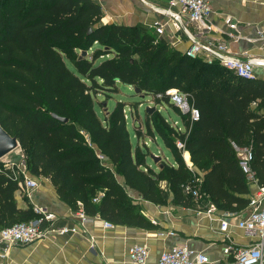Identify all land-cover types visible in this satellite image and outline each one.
I'll return each instance as SVG.
<instances>
[{
  "label": "trees",
  "instance_id": "1",
  "mask_svg": "<svg viewBox=\"0 0 264 264\" xmlns=\"http://www.w3.org/2000/svg\"><path fill=\"white\" fill-rule=\"evenodd\" d=\"M103 18L97 0H0V123L19 138L29 173L48 178L74 210L152 228L127 188L156 204L173 192L174 204L203 207L181 189L193 179L176 145L181 140L204 172L203 203L228 211L246 207L248 182L231 142L252 146V168L264 187V79L190 57L154 27ZM121 84L140 88L157 106L174 104L169 91L177 90L199 109L192 122L178 107L183 129L161 111L155 112L161 123L146 112L149 134L158 133L177 165L161 159L158 171L149 165V147L133 144L124 101L100 115L96 103H104L96 94L111 97ZM135 132L140 139L142 131ZM15 169L0 161V229L37 216L29 201L18 205L23 176L16 179Z\"/></svg>",
  "mask_w": 264,
  "mask_h": 264
},
{
  "label": "crops",
  "instance_id": "2",
  "mask_svg": "<svg viewBox=\"0 0 264 264\" xmlns=\"http://www.w3.org/2000/svg\"><path fill=\"white\" fill-rule=\"evenodd\" d=\"M97 1L104 9V22L125 25L142 23L151 27L155 24H164L165 30L162 35L172 45L184 52L190 47L191 41L188 35L175 24L173 15L158 12L152 6L169 8V0H159L165 3L163 5L152 3L150 0H147L148 3L140 0ZM211 3L213 8L211 19L223 31L214 33L215 39H226L232 51L245 57L264 55V49L261 46L251 44L247 40L248 37H254L258 30L264 29V0H211ZM172 10L177 11L178 7H172ZM228 17L237 21V30L230 29L226 23ZM230 31L236 35L240 34L241 38L238 41L230 39L227 35ZM257 77L264 79V68H258ZM172 117L179 128L183 129L182 117L176 112ZM160 139L163 141L161 137ZM138 141L136 137L135 144ZM146 142L148 144V141ZM164 145L166 146L165 143ZM167 148L171 151L172 157L169 158L163 154V160L177 165L174 151ZM187 152L190 162L186 159V153L183 158L188 167L192 170L199 169L194 165L190 151L187 150ZM148 163L157 171L161 168L158 162V167ZM16 169L28 171L26 156L21 166L16 165ZM32 176L39 181V187L31 197H27L28 200H25L21 191L18 190L16 192L18 205L25 208L29 201L32 205L45 207L57 215V224H78L86 228L87 232L85 234H50L28 245H13L9 248L5 258L0 256V264H113L115 262L133 264L129 258V248L134 244L145 245L149 248L148 261L150 264H157L163 251L178 244H185L192 249L206 253L212 262L229 264L234 259L235 249L249 246L254 240L238 225V216L246 212V207L239 211H228L215 205L214 209L208 210L211 202L206 199L205 206L200 209L187 208L172 202L173 192H170L165 204H156L143 199L138 191L127 188L134 202L141 205L142 212L152 221L153 227L141 228L116 224L112 228H107L103 223L105 219L98 215H87L85 220H81L80 211L74 210L70 204L59 197L48 178ZM120 177L119 179L123 182L122 176ZM203 177L204 172L202 171V180ZM247 182L249 192L244 196L249 198L261 186L258 182L248 180ZM161 186L166 189V181H162ZM224 218H227L229 222L227 231L221 230V222ZM161 231L164 234H161ZM88 235L94 238V246L91 245ZM228 244L232 245V250L225 253L224 249ZM1 250L0 246V252Z\"/></svg>",
  "mask_w": 264,
  "mask_h": 264
},
{
  "label": "built area",
  "instance_id": "3",
  "mask_svg": "<svg viewBox=\"0 0 264 264\" xmlns=\"http://www.w3.org/2000/svg\"><path fill=\"white\" fill-rule=\"evenodd\" d=\"M148 3L147 0H140ZM169 8L152 5L153 8L162 13L172 14L175 24L188 35L191 44L185 53L190 57H202L207 62L218 61L222 66L235 72L238 76L245 78L257 77L258 68H264V55L242 56L231 50L226 39H215L214 33L223 32L221 27L212 21L211 13L213 11L211 0H169ZM172 7H178L173 11ZM226 23L232 30H237L238 23L228 17ZM155 31L158 35L164 33V24H155ZM230 39L238 41L240 34H234L232 31L227 33ZM248 42L256 44L264 49V29L258 30L254 37H248ZM171 99L182 109V113H189L190 120L196 121L200 117V111L189 100L187 94L179 93L177 90L169 91ZM232 147L236 151L239 159V165L249 182H258L256 171L252 168L254 160V151L249 144H239L232 141ZM177 147L183 151V156L187 152L185 143L177 140ZM190 166V163H188ZM13 166V165H12ZM15 178L23 176L20 180L21 193L26 197H31L33 192L39 187V181L28 171L15 169ZM182 191L191 196L197 203L205 206L200 187L194 179L186 181L181 185ZM97 200V198H96ZM213 203L209 204L208 210L214 209ZM246 212L238 216V225L245 232L254 238L249 246L237 248L234 250V259L229 264H264V187H260L249 197ZM36 217L16 222L10 226L0 229V246L2 250L0 256L5 258L8 250L13 245H28L34 243L50 234H69L87 232L86 228L78 224H57V215L45 207L33 205ZM234 214V213H230ZM81 220H85L87 215L80 211ZM104 226L112 228L114 223L104 220ZM229 222L224 218L221 222V230L227 231ZM164 234L163 231L160 232ZM170 234H174L170 232ZM91 245L94 246V238L88 235ZM232 250V245L228 244L224 249L225 253ZM149 248L145 245L134 244L129 248V258L133 264H150ZM125 264V263H113ZM157 264H219L212 262L210 257L202 252L188 247L185 244H178L169 250H165L159 257Z\"/></svg>",
  "mask_w": 264,
  "mask_h": 264
},
{
  "label": "rangeland",
  "instance_id": "4",
  "mask_svg": "<svg viewBox=\"0 0 264 264\" xmlns=\"http://www.w3.org/2000/svg\"><path fill=\"white\" fill-rule=\"evenodd\" d=\"M152 3L165 4L159 0H150ZM155 29V28H154ZM121 92L112 94L111 97L105 95L103 92L96 94L95 99L98 102H103L104 107L96 103V108L101 116H104L107 110H112L118 100L124 101L126 103L125 113L127 114L128 128L131 132V137L133 144H135L137 134L135 133V127H138L142 131V136L139 139V143L144 151H146L145 145L149 147V155L147 156V161L158 167L157 162L152 158V154L155 156H160L163 160V154L167 157H172L171 151L164 145V142L160 139L158 133L155 136H151L146 128V111L148 107H156L152 112L151 119L153 122L157 121L161 123L159 114L155 112L162 111L161 113L168 119L174 127H178L176 120L173 119L172 115L176 112L178 113V106L175 102L174 104H163L157 106L153 98L149 95H144V93H135L134 89H131L128 85H120ZM161 109V110H160ZM180 115V114H179ZM136 134V137L134 136ZM148 141V144L147 142ZM150 145V146H149ZM25 152L22 148L17 149L8 156H6L1 162L4 164H15L21 166L24 160ZM120 179L121 177L118 176ZM192 178L196 181L197 185H201L202 181V171L200 169L193 170Z\"/></svg>",
  "mask_w": 264,
  "mask_h": 264
},
{
  "label": "water",
  "instance_id": "5",
  "mask_svg": "<svg viewBox=\"0 0 264 264\" xmlns=\"http://www.w3.org/2000/svg\"><path fill=\"white\" fill-rule=\"evenodd\" d=\"M129 87L131 89H134L135 93H141L140 88L134 86ZM155 108L156 107H148L146 112L151 113ZM53 116L63 122H68L67 117L59 116L56 113H53ZM19 148H21L19 138L16 135L10 134L0 123V161H2L6 156H8ZM152 158L155 162H158L161 157L152 154Z\"/></svg>",
  "mask_w": 264,
  "mask_h": 264
},
{
  "label": "bare ground",
  "instance_id": "6",
  "mask_svg": "<svg viewBox=\"0 0 264 264\" xmlns=\"http://www.w3.org/2000/svg\"><path fill=\"white\" fill-rule=\"evenodd\" d=\"M186 159L190 162L189 153L186 152Z\"/></svg>",
  "mask_w": 264,
  "mask_h": 264
}]
</instances>
